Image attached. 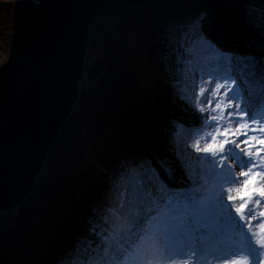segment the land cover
Wrapping results in <instances>:
<instances>
[{"label": "trees", "instance_id": "16d2710c", "mask_svg": "<svg viewBox=\"0 0 264 264\" xmlns=\"http://www.w3.org/2000/svg\"><path fill=\"white\" fill-rule=\"evenodd\" d=\"M40 1L0 0V130L7 125L11 109L29 83L33 59L29 57L26 65H19L16 59L20 53L33 56V17ZM155 1L108 0L96 13L89 29L86 63L87 80L92 86L82 89L35 187L2 233L0 264H68L83 255L76 249L97 242L106 232L126 230L145 202L142 185L152 178L150 167L169 187L195 189L212 199L222 187L232 186L226 178L238 167H214L207 160L198 173L202 182L195 183L197 172L191 168L186 172L181 167L173 140L179 132V138L190 146L203 136L201 118L209 116V112H201L193 105L198 85L219 71L214 60L221 54L242 61L241 67L252 62L254 71L260 68L256 80L246 83L253 98L260 99L264 106V0H220L251 33L236 37L218 26L217 18L206 12L203 3ZM105 16L109 20L105 21ZM110 22L117 27H110ZM130 28L136 35H143L140 38L144 40L146 75L138 74L136 53L130 51L132 42L116 36L126 34ZM214 33L219 39L212 37ZM236 38L241 42L232 40ZM236 46L238 50L233 49ZM143 75L148 78L144 84ZM215 82L213 79L212 85L206 86L204 96L212 91ZM237 85L230 95L245 92L239 80ZM181 95L192 103L181 99ZM261 126L264 120L258 117L256 132L248 133L254 137L249 143L255 149L264 148L257 143L262 138L258 135ZM236 127L232 125L229 140L236 135ZM223 139L217 135L218 143ZM244 139L239 135L237 142ZM209 142L210 137L201 138L200 147ZM191 151L196 156L210 155ZM260 155L264 156V152ZM162 160L173 166L171 178L161 168ZM228 162L236 165L237 160L229 157ZM257 172L261 170L257 168ZM258 211L257 208L259 225V219L264 217ZM214 226L215 222L209 220L208 228ZM25 229L30 231L26 233ZM260 232L264 235V230ZM5 237L11 238L13 244Z\"/></svg>", "mask_w": 264, "mask_h": 264}, {"label": "snow or ice", "instance_id": "6c2138e0", "mask_svg": "<svg viewBox=\"0 0 264 264\" xmlns=\"http://www.w3.org/2000/svg\"><path fill=\"white\" fill-rule=\"evenodd\" d=\"M214 63L219 71L212 79L198 85L199 93L193 105L198 106L201 112H209V116L201 118L203 136L189 146L177 132L173 140L176 160L186 172L189 168L197 172L195 183L202 182L198 173L206 160L214 167L246 169L240 173L233 171L226 178L227 183L239 186L236 188L238 193L242 187L249 185L259 168V188L264 189V156L260 155L264 148H256L255 151L251 146L247 150L241 148V143L248 145L254 139L248 133L256 132L258 117L264 120V106L260 105V99L253 98L246 83V80H256L260 68L254 71L252 62L247 67H241L243 62L230 54H221ZM213 79L216 82L212 91L204 96L206 86L212 85ZM238 80L245 92L230 95L238 87ZM221 89L224 90L222 95ZM180 98L192 103L186 95ZM261 99H264V93ZM235 100L240 102L234 104ZM213 101L215 107L212 106ZM229 108L231 111H228ZM233 124L237 126L234 130L236 135L229 140ZM217 135L224 137L222 142H217ZM239 135L245 136V140L237 142ZM258 135L262 138L257 143L264 145V126L259 128ZM209 137L211 142L201 148V138ZM191 149L210 155L196 156ZM229 157L237 160L236 165L228 162ZM159 163L171 178L173 166L167 160ZM149 170L152 178L142 185L145 202L141 203L140 213L132 225L126 230L106 232L99 236L97 242L76 249L83 251V255L68 264H221L222 261L225 264H264V235H258L256 230L257 227L264 230V223L257 226L251 224V219L257 216V206L264 200V190L253 193L257 199L248 198L252 207L245 213L247 201L239 197L240 204L237 206V197L231 195L232 187H222L212 199L195 189L171 188L156 169L150 167ZM189 180L192 181V178L189 177ZM229 201L233 203L229 204ZM209 220L215 222L211 229L208 228Z\"/></svg>", "mask_w": 264, "mask_h": 264}, {"label": "water", "instance_id": "95a60500", "mask_svg": "<svg viewBox=\"0 0 264 264\" xmlns=\"http://www.w3.org/2000/svg\"><path fill=\"white\" fill-rule=\"evenodd\" d=\"M106 1L42 0L37 6L30 82L0 130V209L16 208L29 195L78 102L88 71L89 29ZM208 2L215 13L212 7L207 11L217 18L220 28L233 37L250 36L220 0ZM212 37L219 39L215 33Z\"/></svg>", "mask_w": 264, "mask_h": 264}, {"label": "rangeland", "instance_id": "374dc122", "mask_svg": "<svg viewBox=\"0 0 264 264\" xmlns=\"http://www.w3.org/2000/svg\"><path fill=\"white\" fill-rule=\"evenodd\" d=\"M42 1V0H41ZM41 1H40V3H41ZM39 3V4H40ZM264 4V3H263ZM205 10H206V12H208L207 11V8H206V6H205V8H204ZM214 7H212L211 8V10H213L214 11ZM214 13H215V11H214ZM96 15V14H95ZM206 15V14H205ZM209 15H211V16H213L211 13L209 14ZM216 15V14H215ZM97 17V16H96ZM96 17H94L93 19H92V23H91V25L93 24V20H95L96 19ZM214 17V16H213ZM255 17V16H254ZM100 17H98L97 19H99ZM103 18V17H102ZM103 19H105V21H107V19L109 20V18H107L106 16L103 18ZM259 20H260V18H259ZM111 24H109V26L110 27H117V25L115 24V23H113V22H110ZM218 24V23H217ZM91 27V26H90ZM112 32H115V34H118V31L117 30H114V31H112ZM117 37L118 36H120L121 37V40H128V41H131L132 43H131V47H133L132 49H130V51H131V53H133L134 54V52L136 53V56H137V59H136V61H137V64H138V66H137V70H139V73L138 74H140V73H142V74H147V70L145 69V65H146V63H147V59L144 57V52H143V49H144V45H143V43H142V41H144L143 39H141L140 37H142L143 35L142 34H138V35H136V33H135V30H134V28H130V31L129 32H126V34H119V35H116ZM136 36H137V38H136ZM125 40V41H126ZM232 40H237V41H239V42H241V38H236V39H232ZM244 42V41H243ZM262 44H263V47H264V41H262L261 42ZM145 45H146V48L148 49V46H147V44L145 43ZM233 49H236V50H238L239 49V47H234ZM88 52H90L89 51V43H88V50H87V56H86V59H87V57H88ZM33 54H34V52H33ZM91 55V54H90ZM90 55H89V57H90ZM18 58L16 59L17 60V62H18V64L19 65H22L23 63L26 65V63H29V61H30V59H33V56H27V54L25 53H20L18 56H17ZM29 57H30V59H29ZM86 63H87V60H86ZM32 69H33V64H32ZM31 74H32V71H31ZM145 75H143L142 76V82H143V84L144 83H146V81H148V78L146 79V76ZM89 76V72L87 71V74L84 76L85 78L84 79H82L83 80V82H84V90H88L91 86H92V84H91V82L89 81V80H87V77ZM30 78H31V75H30V77H29V82H30ZM28 85H29V83H28ZM82 91V90H81ZM22 96V95H21ZM20 99V98H19ZM75 107V106H74ZM73 113V112H72ZM71 113V114H72ZM71 114H70V116H71ZM69 116V117H70ZM68 117V118H69ZM68 120V119H67ZM67 122V121H66ZM59 136H60V133H59ZM59 136H58V138L57 139H59ZM55 144V143H54ZM53 144V145H54ZM53 147V146H52ZM51 147V148H52ZM241 148H245L246 150H247V145H245V144H243V143H241ZM50 153V152H49ZM49 155V154H48ZM48 157V156H47ZM46 162H47V158H46V160H45V163H44V165H43V167H42V169H41V171L43 170V168H44V166L46 165ZM41 171H40V173H41ZM241 171H246V169H241L240 167H238L237 169H236V173H240ZM39 176H40V174H39ZM39 176H38V179H39ZM38 179L36 180V183H37V181H38ZM241 179H243V177H241ZM254 179V180H253ZM256 179H258L259 180V177L258 178H256L255 176H252V179L250 180V187L247 189V192H251V194H250V197H251V195H252V193H253V191H254V187H253V183L255 182V180ZM36 183H35V185H36ZM34 185V186H35ZM232 188H233V191L231 192V195L232 196H236L237 197V201L235 202L236 203V205L237 206H239V204H240V200H239V197H242L245 193H244V189L246 188V187H242L241 188V191L238 193L237 191H236V188L237 187H239V186H236V185H232L231 186ZM255 187H257V188H259V182L256 184V186ZM256 188V191L257 190H259V189H257ZM262 190H264V189H262ZM255 191V192H256ZM255 198L257 199L258 197L257 196H255ZM245 201H246V199H244ZM229 204H231V203H233V202H231V201H229L228 202ZM246 204V203H245ZM20 206V205H19ZM18 206V207H19ZM262 206L264 207V204H262ZM232 211L233 212H235V208H233L232 209ZM237 215H239V214H237ZM262 218V217H261ZM246 219H248V217H246ZM263 218L262 219H259V224H262L263 223ZM254 222V223H253ZM251 224L253 225V226H257L258 225V219H256V218H252L251 219ZM257 230V234L258 235H260L261 234V232L260 231H262V229L261 228H257L256 229ZM30 230H27V229H25L24 230V232H29ZM4 240H8V241H10L11 243H12V240H11V238H8V237H5V239ZM1 243H2V241H1ZM13 244V243H12ZM0 250H1V245H0ZM221 264H225V262H221ZM229 264H230V262H229Z\"/></svg>", "mask_w": 264, "mask_h": 264}, {"label": "bare ground", "instance_id": "6f19581e", "mask_svg": "<svg viewBox=\"0 0 264 264\" xmlns=\"http://www.w3.org/2000/svg\"><path fill=\"white\" fill-rule=\"evenodd\" d=\"M153 1H155V0H153ZM158 2L160 1V0H157ZM198 3L200 2V3H203V5H206V8H210V7H212V4L210 3V2H208V0H196ZM130 2V1H129ZM155 4H158V3H156V1L154 2ZM159 6H160V4H159ZM217 20V19H216ZM218 21V20H217ZM216 34H217V31L215 32ZM222 33H223V31H222ZM232 42V41H231ZM35 187V186H34ZM33 187V188H34ZM33 188L31 189V191L33 190ZM31 191H30V193H31ZM29 193V194H30ZM18 208L19 207H17L16 209H14L13 210V213L14 212H17L18 211ZM12 218H13V215L12 216H9V217H2L1 219H0V245L2 244L1 243V239H2V233L6 230V228L8 227V226H10V222H11V220H12ZM3 246V245H2ZM1 255H3V252L0 250V259H1Z\"/></svg>", "mask_w": 264, "mask_h": 264}, {"label": "built area", "instance_id": "2783aa9c", "mask_svg": "<svg viewBox=\"0 0 264 264\" xmlns=\"http://www.w3.org/2000/svg\"><path fill=\"white\" fill-rule=\"evenodd\" d=\"M16 208H13V209H0V219L2 217H9V216H12V215L14 216L13 210L16 209Z\"/></svg>", "mask_w": 264, "mask_h": 264}]
</instances>
